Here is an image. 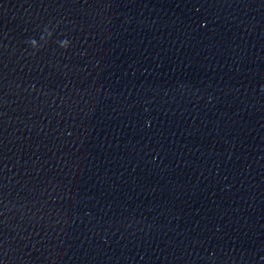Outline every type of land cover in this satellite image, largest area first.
I'll return each mask as SVG.
<instances>
[{
    "label": "water",
    "instance_id": "obj_1",
    "mask_svg": "<svg viewBox=\"0 0 264 264\" xmlns=\"http://www.w3.org/2000/svg\"><path fill=\"white\" fill-rule=\"evenodd\" d=\"M0 264H264V0H0Z\"/></svg>",
    "mask_w": 264,
    "mask_h": 264
}]
</instances>
